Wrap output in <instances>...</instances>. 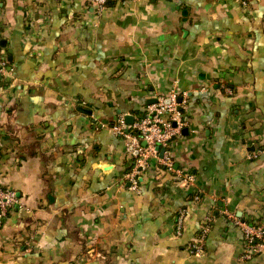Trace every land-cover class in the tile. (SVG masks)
<instances>
[{
  "label": "crops",
  "instance_id": "crops-1",
  "mask_svg": "<svg viewBox=\"0 0 264 264\" xmlns=\"http://www.w3.org/2000/svg\"><path fill=\"white\" fill-rule=\"evenodd\" d=\"M0 40V264H264L232 220L264 225V0H0ZM172 91L185 126L134 190L114 127Z\"/></svg>",
  "mask_w": 264,
  "mask_h": 264
},
{
  "label": "built area",
  "instance_id": "built-area-1",
  "mask_svg": "<svg viewBox=\"0 0 264 264\" xmlns=\"http://www.w3.org/2000/svg\"><path fill=\"white\" fill-rule=\"evenodd\" d=\"M97 11L105 8L108 2L118 0H89ZM7 61L0 58V75L6 72ZM181 97L178 103L176 99ZM169 100L168 103L165 100ZM188 108V96L186 92L178 93L172 91L165 99L160 98L155 103L148 105L146 114L130 125L131 133H124L122 118L119 125L114 127L118 135L127 140V150L135 153V161L132 168L125 175L130 188L137 190L141 172L146 170L152 158H155L160 149L164 151L171 144L172 140L180 135L185 126L183 111ZM144 142V144H142ZM164 163L170 167L168 158ZM190 181V177H188ZM196 201L199 199L195 196ZM19 200L13 190L0 186V226L11 208L17 206ZM233 223L240 228L243 234V255L244 259H250L255 255L264 254V225L242 221L232 216ZM184 223V212L181 211L176 221L177 233L182 231ZM209 223H204L200 229L198 239L193 241L190 249L193 252H200L209 231Z\"/></svg>",
  "mask_w": 264,
  "mask_h": 264
},
{
  "label": "water",
  "instance_id": "water-1",
  "mask_svg": "<svg viewBox=\"0 0 264 264\" xmlns=\"http://www.w3.org/2000/svg\"><path fill=\"white\" fill-rule=\"evenodd\" d=\"M0 46H2V47L5 46V41H4V40H0ZM156 101H157V100L155 99L152 103H155ZM180 101H181V97H178V98L176 99V102L179 103ZM165 102L168 103L169 100L167 99V100H165ZM124 121H125L126 124L132 125V124L134 123V117H133L132 115H126V116L124 117ZM183 131H185V130H183ZM142 144H144V142H143ZM163 151H164V149L161 148V149H160V153H162Z\"/></svg>",
  "mask_w": 264,
  "mask_h": 264
},
{
  "label": "trees",
  "instance_id": "trees-1",
  "mask_svg": "<svg viewBox=\"0 0 264 264\" xmlns=\"http://www.w3.org/2000/svg\"><path fill=\"white\" fill-rule=\"evenodd\" d=\"M110 2H111V1H110ZM110 2H108V3H110ZM13 208H14V207H13ZM13 208H11L10 211H11ZM10 211H9V212H10ZM9 212L7 213V215L9 214Z\"/></svg>",
  "mask_w": 264,
  "mask_h": 264
}]
</instances>
